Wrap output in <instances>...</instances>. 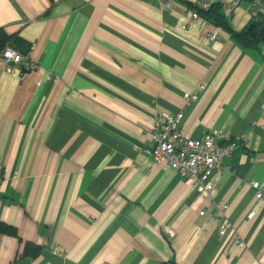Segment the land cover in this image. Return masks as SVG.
Wrapping results in <instances>:
<instances>
[{"label":"crops","instance_id":"0c3cea01","mask_svg":"<svg viewBox=\"0 0 264 264\" xmlns=\"http://www.w3.org/2000/svg\"><path fill=\"white\" fill-rule=\"evenodd\" d=\"M220 1L0 0L43 66L0 60V264H264V16ZM183 109L186 135L233 145L211 193L151 154L154 114Z\"/></svg>","mask_w":264,"mask_h":264},{"label":"built area","instance_id":"2783aa9c","mask_svg":"<svg viewBox=\"0 0 264 264\" xmlns=\"http://www.w3.org/2000/svg\"><path fill=\"white\" fill-rule=\"evenodd\" d=\"M241 0H221L220 4L228 13L235 10ZM209 4L207 7H210ZM252 11L255 17L264 16V0H255ZM194 21H199L201 16L194 11L192 14ZM186 28V26H185ZM221 35L214 29L209 35L211 41L220 39ZM0 60L6 63L23 64L26 70L40 71L43 66L40 62L34 61L28 54H23L15 50L10 44L0 54ZM187 104H191L198 99L197 93H186ZM185 109L177 112H156L153 117L152 134L154 148L151 152L155 162L165 163L176 169L184 178L195 182L200 190L212 192L216 186V179L222 176L227 167L224 164L226 157L233 151L232 144L220 145L218 140L220 131L209 132L201 139H194L185 134ZM4 173L0 165V185L3 182ZM252 186L257 190V197L264 199V188L260 182L253 181ZM222 212L227 216L228 204H219ZM206 212H202L204 215ZM255 212L249 214V219H253ZM231 223L228 218L220 222L219 233L221 236L229 234ZM235 243L239 248L244 246L243 239L234 234Z\"/></svg>","mask_w":264,"mask_h":264},{"label":"trees","instance_id":"16d2710c","mask_svg":"<svg viewBox=\"0 0 264 264\" xmlns=\"http://www.w3.org/2000/svg\"><path fill=\"white\" fill-rule=\"evenodd\" d=\"M221 7L220 4H212L207 8L196 6L195 11L208 21L215 23L218 21V18H221ZM12 39L13 36L9 35L5 30L0 29V54L5 50L7 45L10 44ZM10 231L12 232V229ZM23 254L38 256L40 254V248L31 243H26Z\"/></svg>","mask_w":264,"mask_h":264},{"label":"water","instance_id":"95a60500","mask_svg":"<svg viewBox=\"0 0 264 264\" xmlns=\"http://www.w3.org/2000/svg\"><path fill=\"white\" fill-rule=\"evenodd\" d=\"M249 30H250L252 36L257 37V35H259L261 37V39L264 40V24L260 27L259 30H256V24H252L249 27Z\"/></svg>","mask_w":264,"mask_h":264}]
</instances>
